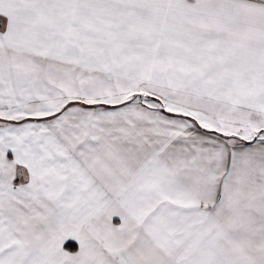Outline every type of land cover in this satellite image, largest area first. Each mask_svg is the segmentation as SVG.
I'll return each instance as SVG.
<instances>
[{"label": "snow or ice", "instance_id": "1", "mask_svg": "<svg viewBox=\"0 0 264 264\" xmlns=\"http://www.w3.org/2000/svg\"><path fill=\"white\" fill-rule=\"evenodd\" d=\"M0 264H264V0H0Z\"/></svg>", "mask_w": 264, "mask_h": 264}]
</instances>
